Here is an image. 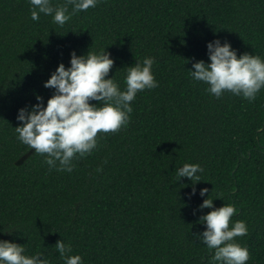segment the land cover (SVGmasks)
<instances>
[{"label": "trees", "instance_id": "trees-1", "mask_svg": "<svg viewBox=\"0 0 264 264\" xmlns=\"http://www.w3.org/2000/svg\"><path fill=\"white\" fill-rule=\"evenodd\" d=\"M217 38L264 59V0H99L63 26L43 13L33 21L28 0H0V239L49 264H64L61 239L83 264H212L194 235L209 195L215 207L236 208L231 222L246 223L235 239L247 264H264V89L252 101L217 98L192 79L193 60L207 62ZM105 48L121 90L127 67L145 57L155 58L158 87L138 92L129 123L98 133L71 172L50 170L18 140V110L37 94L46 104L54 89L44 82L73 51ZM185 163L203 168L201 181H176Z\"/></svg>", "mask_w": 264, "mask_h": 264}, {"label": "clouds", "instance_id": "clouds-1", "mask_svg": "<svg viewBox=\"0 0 264 264\" xmlns=\"http://www.w3.org/2000/svg\"><path fill=\"white\" fill-rule=\"evenodd\" d=\"M28 2L33 21H38L43 13L63 26L72 15L96 7L99 0H65L63 5L55 7L51 0ZM206 47L208 61L193 60L190 75L193 80L208 85L207 92L217 98L224 92H231L252 101L264 89V59L259 55L247 52L238 55L230 42H222L219 38L209 41ZM154 62V57H145L142 62L128 66L125 88L121 90L113 76H108L114 60L106 48L84 55L73 51L70 65L66 67L60 63L44 82V87L54 89L46 104L37 94V103L18 110L20 123L15 127L18 140L44 155L50 170L71 172L74 159L91 154L97 148L98 133H115L129 123L133 112L131 102L138 92L158 87L152 72ZM175 171L176 181L187 177L195 184L201 181L198 173L203 172V168L199 164L185 163ZM208 191L201 188L199 194L204 197ZM208 197L198 206L211 210L199 217L198 222L205 227L194 234L196 239L212 250V264H247L249 251L235 239L247 235L246 223L231 222L237 214L236 208L228 204L215 207L214 199ZM55 248L64 264H83L80 255H70L71 245H66L62 239L57 240ZM0 264L49 262L42 253L26 255L23 244L0 239Z\"/></svg>", "mask_w": 264, "mask_h": 264}, {"label": "water", "instance_id": "water-1", "mask_svg": "<svg viewBox=\"0 0 264 264\" xmlns=\"http://www.w3.org/2000/svg\"><path fill=\"white\" fill-rule=\"evenodd\" d=\"M32 153V151L28 152L27 154H25L24 156H22L18 161H17V164L20 165L22 164L26 159L27 157Z\"/></svg>", "mask_w": 264, "mask_h": 264}]
</instances>
